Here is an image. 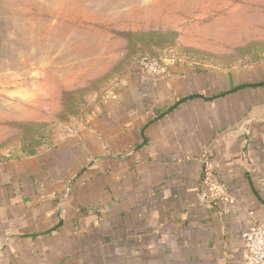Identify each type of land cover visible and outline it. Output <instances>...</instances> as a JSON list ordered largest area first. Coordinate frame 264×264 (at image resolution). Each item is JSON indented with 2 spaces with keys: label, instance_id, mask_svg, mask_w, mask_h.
Masks as SVG:
<instances>
[{
  "label": "crops",
  "instance_id": "crops-1",
  "mask_svg": "<svg viewBox=\"0 0 264 264\" xmlns=\"http://www.w3.org/2000/svg\"><path fill=\"white\" fill-rule=\"evenodd\" d=\"M256 225L263 63L156 78L134 63L76 131L0 163V264H245Z\"/></svg>",
  "mask_w": 264,
  "mask_h": 264
},
{
  "label": "rangeland",
  "instance_id": "rangeland-1",
  "mask_svg": "<svg viewBox=\"0 0 264 264\" xmlns=\"http://www.w3.org/2000/svg\"><path fill=\"white\" fill-rule=\"evenodd\" d=\"M143 58L264 64V0H0V163L76 131L132 64L151 77Z\"/></svg>",
  "mask_w": 264,
  "mask_h": 264
},
{
  "label": "built area",
  "instance_id": "built-area-1",
  "mask_svg": "<svg viewBox=\"0 0 264 264\" xmlns=\"http://www.w3.org/2000/svg\"><path fill=\"white\" fill-rule=\"evenodd\" d=\"M139 66L151 77H158L164 73L161 64L153 58H143ZM206 191L214 200L221 199L224 195L223 186L214 177L208 181ZM241 238L248 251L245 264H264V225H256L243 232Z\"/></svg>",
  "mask_w": 264,
  "mask_h": 264
},
{
  "label": "trees",
  "instance_id": "trees-1",
  "mask_svg": "<svg viewBox=\"0 0 264 264\" xmlns=\"http://www.w3.org/2000/svg\"><path fill=\"white\" fill-rule=\"evenodd\" d=\"M129 38H131V35H128Z\"/></svg>",
  "mask_w": 264,
  "mask_h": 264
}]
</instances>
